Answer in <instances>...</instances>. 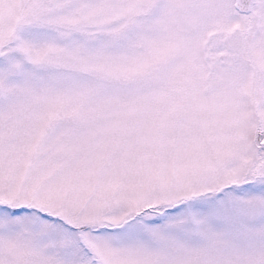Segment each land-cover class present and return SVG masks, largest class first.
Here are the masks:
<instances>
[{
    "label": "snow or ice",
    "instance_id": "obj_1",
    "mask_svg": "<svg viewBox=\"0 0 264 264\" xmlns=\"http://www.w3.org/2000/svg\"><path fill=\"white\" fill-rule=\"evenodd\" d=\"M0 264H264V0H0Z\"/></svg>",
    "mask_w": 264,
    "mask_h": 264
}]
</instances>
